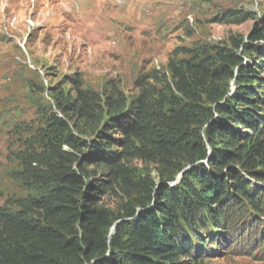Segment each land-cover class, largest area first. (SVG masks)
Masks as SVG:
<instances>
[{
	"label": "trees",
	"instance_id": "1",
	"mask_svg": "<svg viewBox=\"0 0 264 264\" xmlns=\"http://www.w3.org/2000/svg\"><path fill=\"white\" fill-rule=\"evenodd\" d=\"M230 17L257 22L178 47L135 95L80 74L41 85L51 102L13 153L29 193L0 206V264H207L233 240L264 258V14Z\"/></svg>",
	"mask_w": 264,
	"mask_h": 264
},
{
	"label": "rangeland",
	"instance_id": "2",
	"mask_svg": "<svg viewBox=\"0 0 264 264\" xmlns=\"http://www.w3.org/2000/svg\"><path fill=\"white\" fill-rule=\"evenodd\" d=\"M240 11L259 19L264 0H0V206L29 193L13 153L40 124L38 105L50 101L42 84L67 90L80 74L95 91L110 81L135 95L139 77L164 68L178 47L246 39L257 21L230 17ZM235 244L207 264H264Z\"/></svg>",
	"mask_w": 264,
	"mask_h": 264
}]
</instances>
